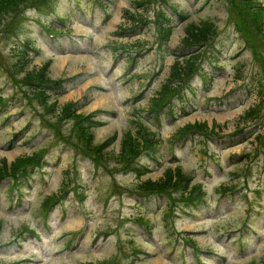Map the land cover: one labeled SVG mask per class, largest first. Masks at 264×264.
I'll return each mask as SVG.
<instances>
[{"label": "rangeland", "instance_id": "1", "mask_svg": "<svg viewBox=\"0 0 264 264\" xmlns=\"http://www.w3.org/2000/svg\"><path fill=\"white\" fill-rule=\"evenodd\" d=\"M79 1L81 8L75 0H33L3 17L0 163L38 150L44 156L33 178L23 179L20 207H7L12 186L7 178L0 183V264H181L189 234L206 264H264V102L255 119L243 117L259 104L260 81L264 87V27L230 9L231 0H103L108 14L91 0ZM127 8L148 21H126ZM161 10L174 23L162 45L156 41ZM203 18L218 30L196 44L198 69L178 96L153 110L175 53L192 49L182 41L186 25ZM21 56L26 70L17 72ZM46 64L49 86L40 93L24 75ZM71 101L92 115L91 144L78 136L71 116L60 114ZM139 122L161 140L133 163L118 162L123 133ZM198 122L205 127L178 133ZM100 147L102 158L95 152ZM177 165L189 182L138 195L137 168L145 171L140 178L156 179ZM52 194L58 202L47 226L43 203ZM32 231L43 241L29 238ZM33 252L43 261H22ZM192 254L187 264H199Z\"/></svg>", "mask_w": 264, "mask_h": 264}, {"label": "trees", "instance_id": "2", "mask_svg": "<svg viewBox=\"0 0 264 264\" xmlns=\"http://www.w3.org/2000/svg\"><path fill=\"white\" fill-rule=\"evenodd\" d=\"M35 1V0H34ZM147 1V0H140ZM29 2H33V0H0V27L3 23V17L6 12H17L19 11L20 5H25ZM240 2V5L238 4ZM233 4V6H232ZM238 7V11L243 12L245 18L247 16L254 20V26L262 31L264 27V5L261 0H231L230 9ZM243 6L244 8L242 9ZM132 10L127 8L124 13V17L126 21L129 19H137V22L144 20L142 14L131 12ZM245 11V12H244ZM139 14V15H138ZM135 22V20H132ZM49 28V27H48ZM52 29V28H51ZM173 29V25L170 21L167 20V16H165L162 11L159 12L157 16V31L162 39H166L171 35ZM218 26L214 22V20L209 18H203L199 21H190L186 25L185 35L182 37V41L185 42V47L192 48V50L186 55H180L175 57V61L171 66V70L169 72V76L163 81L160 90L157 94L152 98V108L156 109L164 104H166L174 95H177L179 91L184 87V84L187 81V78L196 70L198 66L199 58L201 57L200 52L197 50L196 44L200 45L203 42L213 35L217 33ZM22 52H26L25 48H21ZM26 59L24 57H19L17 62L15 63L18 71L26 70ZM47 64L42 66L38 70H32L27 72L24 75V79L31 86L35 87V90H39L40 93L47 88L49 85L50 77L47 75ZM198 69V68H197ZM260 101L259 104L250 105L243 117L251 119H255V117L259 116L261 108L264 102V87L263 82L260 81ZM32 87V88H33ZM34 89V88H33ZM44 99V98H43ZM0 100L3 101V96L0 95ZM0 101V102H1ZM43 102H46L44 100ZM75 102H67L60 111V114L63 116H71L74 119L75 130L78 132V136L83 139L85 144H91L93 142V124L88 122L87 120L92 115H86L84 112L77 111L78 108H72ZM190 126H202L205 127V122L203 123H188L184 125L185 128H180L178 133H183V130L190 128ZM161 140L160 136L156 135V133L150 129L145 127L144 123L139 122L138 128L133 131L131 129L126 130L123 133V137L121 139V146L119 152L116 154L118 162H124L125 164L133 163L136 158L147 148L154 146L157 142ZM104 147V146H103ZM103 147H100L99 150H95L97 153L96 156L99 158L103 157ZM44 151L38 150L31 154H23L17 156L13 161L9 164L7 162L6 157L1 160L0 163V177L3 176H14L24 177L28 174L29 168L39 162V158L43 157ZM138 182L136 183V190L139 194H149L155 191H163L167 189V187H174L180 185L181 182H189L187 178H185L183 169L180 165L176 167H167L164 171L163 176L159 178H140L144 170L137 168ZM231 189V188H230ZM52 196H48L47 199L43 203V207H47L49 201ZM142 220V217L138 218Z\"/></svg>", "mask_w": 264, "mask_h": 264}]
</instances>
